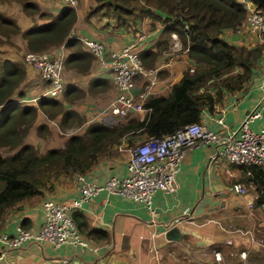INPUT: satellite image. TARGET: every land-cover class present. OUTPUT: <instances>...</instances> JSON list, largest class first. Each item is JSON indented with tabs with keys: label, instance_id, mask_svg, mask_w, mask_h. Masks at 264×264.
Instances as JSON below:
<instances>
[{
	"label": "crops",
	"instance_id": "1",
	"mask_svg": "<svg viewBox=\"0 0 264 264\" xmlns=\"http://www.w3.org/2000/svg\"><path fill=\"white\" fill-rule=\"evenodd\" d=\"M79 1L81 7H74L77 18L68 38L78 40L87 38L101 42L104 46L102 56L104 61L108 62L113 52L133 42L138 34L145 36V43H142L143 40L139 44L140 54L147 50L154 53L159 50L160 33L163 29L160 21L145 18L140 20L136 31L124 30L117 28L112 18L87 16V12L96 5L95 0ZM35 2L46 12L58 13L64 8L51 11L53 7L50 10L42 7L37 0ZM42 23L43 21H40L38 25ZM148 24V31L142 32V27ZM17 25L21 31H27L32 27L31 24H27L25 28L21 22ZM225 36L228 39H236L234 43L229 42L234 45L250 48L257 44L256 38L247 31L234 34L226 31ZM147 41L149 44H146ZM9 42L10 40L0 45L1 62L22 66L25 69V79L15 89L11 101L20 107H37L38 99L46 96L47 85L34 68L26 66L22 61V56L27 51L26 43L21 49L13 48V52L8 53L3 46ZM172 44L171 37L170 46L160 54L154 64L147 68L143 66L146 71L156 72L148 78L140 76L135 81V90L147 91V99L166 97L172 86L180 80L185 69L191 67L185 52L181 49L174 52ZM59 47L64 49V67L67 68L65 74H75V69L71 70L65 65L70 51L64 45ZM179 62H182V66ZM96 65L100 73L92 77ZM87 75L89 85L93 81H104L110 85L111 99L108 102L110 104L116 92L106 69L95 60ZM63 81L65 84V76ZM43 84L46 85L44 89ZM98 85L100 86L96 88V93L104 89L102 84ZM74 87L83 89L77 85ZM20 93L23 97L19 96ZM71 106V110L75 111V105ZM84 107L82 104L78 113H85ZM253 112H260L261 117L250 122L249 128L253 132H259L264 128V53L250 83L240 92L225 94L213 110H204L199 123L215 133H224L238 129L246 116ZM144 115L141 114L138 119H142ZM102 118L101 112L100 122ZM219 119L223 121L222 126L216 122ZM47 120L55 122L38 110L34 121L21 127L23 142L36 147L37 129L42 124L46 125ZM92 122L95 123L94 119ZM63 145L59 144L58 147ZM129 147L126 139L113 146L106 155L97 159L90 169L84 172L86 179L90 183L102 185L112 176H126ZM214 153V145H200L186 152L176 175L175 194L157 191L153 197L154 214H151L143 204L108 194L104 190H100L91 200L82 203V207L77 211L85 216L88 227L104 229L108 234L106 240L90 241L96 250L72 245L54 247L30 240L14 248L0 243V264H60L63 259H68L73 264H217L213 251L222 252L221 256L223 254L226 264H264V210L255 202L257 195L254 186L246 182L247 175L243 173L241 167L228 163L221 156L213 158ZM236 183L245 188V193L232 189ZM48 187L43 190L42 195L31 197L10 208L1 232L14 235L19 226L36 232L43 221L44 212L41 204L44 200L54 199L69 204L80 194L69 173L51 180ZM222 191L229 195L223 208L208 211V206H204L201 213L194 215L193 209L199 200L203 197H217ZM239 205H244L246 211L238 209ZM189 211L193 212L192 217L183 216L184 212ZM182 218L179 224H175L177 219ZM172 226L186 232L185 238L166 239L165 231ZM241 252H245V258L240 257Z\"/></svg>",
	"mask_w": 264,
	"mask_h": 264
},
{
	"label": "trees",
	"instance_id": "2",
	"mask_svg": "<svg viewBox=\"0 0 264 264\" xmlns=\"http://www.w3.org/2000/svg\"><path fill=\"white\" fill-rule=\"evenodd\" d=\"M10 1L19 4L25 16H37L43 23L21 31L14 20L0 12V45L12 36H20L25 41L28 53L38 54L64 45L70 51L65 65L83 75L89 73L97 59L81 40L68 38L77 18L75 6L62 3L66 7L54 14L41 10L34 0ZM246 1L264 19V0ZM95 2L87 16L112 18L117 28L136 31L138 22L145 18L162 23L159 50L156 53L150 50L139 53L145 68L152 66L167 50L172 34L177 36L181 51L185 52L191 67L185 69L166 97H151L145 101L146 114L142 121L134 117L114 127L95 122L88 125L84 133L70 136L62 147L41 152L34 145L24 143L20 132L23 124L34 121L38 110L49 120H58L63 130L79 128L85 124V119L67 108L66 103L46 96L38 99L37 107H20L12 102L11 96L25 79V69L0 60V232L10 208L42 195L51 180L59 176L72 170L84 173L123 139L132 146L140 140L162 138L186 125L199 123L204 110H213L225 94L240 92L250 83L263 57L264 42L249 48L225 40L226 31L237 33L248 18L249 13L240 0ZM190 69L192 73H189ZM98 84L109 88L107 82L93 81L89 85L92 93L96 92ZM83 95L84 92L76 87L67 88L63 93L67 103ZM19 96L23 97V94ZM46 130L43 126L38 127L39 137L44 138L43 131ZM241 168L247 175L246 182L254 186L256 204L261 206L264 204V167ZM71 215L89 241L107 239V231L89 228L82 213L74 210Z\"/></svg>",
	"mask_w": 264,
	"mask_h": 264
},
{
	"label": "built area",
	"instance_id": "3",
	"mask_svg": "<svg viewBox=\"0 0 264 264\" xmlns=\"http://www.w3.org/2000/svg\"><path fill=\"white\" fill-rule=\"evenodd\" d=\"M51 1L64 2L70 7L76 5L75 0ZM240 1L249 13L242 27L256 38L257 43L264 42L263 16L248 1ZM238 32H243L242 28ZM144 39V35L138 34L133 42L125 45L121 50L113 52L108 62L102 58L104 46L101 42L87 38L81 39L84 46L111 76L116 92L115 98L102 111L103 123H109L114 119L131 114H146L143 105L147 100L148 92H137L135 81L140 76L148 78L156 70L146 71L142 65L139 57V44ZM172 40L174 52L181 49L175 34H172ZM25 62L34 68L42 81L46 83L47 97L58 99L63 95L66 90L63 81L65 62L63 47L38 54L27 53ZM192 72L193 70L190 69L189 73ZM260 117V112L248 114L238 129L228 130L224 133H215L200 123H193L162 138H146L129 147L127 175L124 177L112 176L102 185L90 183L84 173L72 170L69 175L78 187L79 196L69 204L60 203L54 199L44 200L41 204L44 217L38 231L32 232L30 229L19 226L14 235L0 232V243L14 248L20 247L25 241L30 240L47 243L54 247L72 245L81 248L91 247L96 250L81 233L71 215L72 211L80 209L82 203L91 200L100 190H104L108 194L118 195L143 204L151 214H154V194L157 191L175 194L177 190L176 175L186 152L200 145H214L215 153L212 157L221 156L230 164L243 168L264 167V128L259 132H253L249 128V123ZM216 122L223 125L221 119ZM232 189L245 193V188L238 183L234 184ZM261 207L264 210V204ZM192 214L191 211L184 212L183 216L190 218ZM181 220L183 218L177 219L175 224H179ZM213 252L216 261H218L217 264H222L220 263L221 253ZM240 257L245 258V252H241ZM60 264L73 263L68 259H63Z\"/></svg>",
	"mask_w": 264,
	"mask_h": 264
},
{
	"label": "rangeland",
	"instance_id": "4",
	"mask_svg": "<svg viewBox=\"0 0 264 264\" xmlns=\"http://www.w3.org/2000/svg\"><path fill=\"white\" fill-rule=\"evenodd\" d=\"M37 1L44 8H47V9L51 10V8L53 7V9L51 11H57V10L61 9L62 7H65L64 5L62 6V3H64V2L54 3L51 0H37ZM75 1H76V3H75L76 5L75 6L76 7H81V2L79 0H75ZM0 12L2 14H4L5 17L14 20L16 22V24H19L21 22V25L23 27H25V28H26L27 24H31L32 26L40 24V20L37 18V16H28V17L25 16L23 14L21 6L19 4H17V3H14V1L0 0ZM139 22H138V24H139ZM138 24H137V27H138ZM148 27H149V24L145 25L144 28L142 27V29H143L142 32L146 33L148 31ZM242 30L245 31V29L243 27H242ZM9 40H10V42H9L10 44L7 43L6 45L3 46V49L6 50L8 53H12L13 52V48H18V50H19V49H21V47H24V45H25V41L20 36H12ZM225 40L227 42L234 43L236 39H232V38L228 39L225 36ZM142 43H145V40ZM13 44H14V46H12ZM146 44H149V42L147 41ZM48 51L49 50L44 51V52H48ZM27 53H28V51H25L24 55L22 56V61L24 62V64L26 66H28L26 64V62H25V56H26ZM175 56H177V59H178V55L176 53H175ZM0 60H1V58H0ZM179 65L182 66V62H179ZM66 69L67 68L64 67V71H63V77L65 76V86H66V88L68 86L74 87V85L75 86L76 85L80 86L81 88H83V89H80V90L84 92V95L82 96V98L76 99V100H74L71 103H67L65 101L63 95L61 97H59L57 100L66 103L67 104V108H69V109H72L71 108L72 107L71 104L75 105L74 110L77 113H78V110H79L80 106L83 104V107L85 106L84 107L85 113L81 112V113H78V114H80L81 116L84 117L85 124L83 126L79 127V128L63 130V129L60 128L58 120H56L53 123L47 120L46 125L45 124L41 125V126L47 128L46 131H43V134L45 135V137L44 138L41 137V136L39 137V135H38V140H35L36 148L39 151L43 152V151H46L49 148L58 147L59 144H64L65 140H67L70 136L84 133L86 127L93 123L92 122L93 119H94V122H99V123H101V124H103V125H105L107 127H114V126H116L118 124H124L126 121H128L131 118H134V117L135 118H139V116L141 115V114L129 115V116H126V117H123V118L114 119L113 121H110L109 123H105V124L100 122L99 121L100 120L99 119V114L103 110L106 109V107L109 105L108 102L111 99V91L109 90L111 88L110 85H109V88H107V89L104 88L99 93H96V92L92 93L90 91V88H89V77H88L87 74H86L87 76L83 75V74L78 75L79 73L76 70L71 69V70H74L76 73L72 74V75H70V74L66 75L65 74V70ZM98 73H100V71H99L98 66L96 65V70H95L94 74L92 75V77L94 75L98 74ZM45 86L46 85L43 84L42 88L44 89ZM46 89H47V86H46ZM25 97H27V96H25ZM140 121H141V119H140ZM41 126H39V127H41ZM49 127H50V129H49ZM40 138H41V140H39ZM141 141L142 140L138 141V143L141 142ZM238 209L246 211V208H245L244 205H239ZM221 239H223V238H221ZM220 263H222V264L225 263L223 254H222V260L220 261Z\"/></svg>",
	"mask_w": 264,
	"mask_h": 264
},
{
	"label": "water",
	"instance_id": "5",
	"mask_svg": "<svg viewBox=\"0 0 264 264\" xmlns=\"http://www.w3.org/2000/svg\"><path fill=\"white\" fill-rule=\"evenodd\" d=\"M228 193V189H227ZM229 195L222 192L217 194V197L209 196L203 197L199 202L196 204L194 211V215H198L203 211L204 206H208V211H215L219 208H223L225 206V200ZM186 236V232L181 231L179 227L172 226L167 231H165V237L168 240H181L184 239Z\"/></svg>",
	"mask_w": 264,
	"mask_h": 264
}]
</instances>
